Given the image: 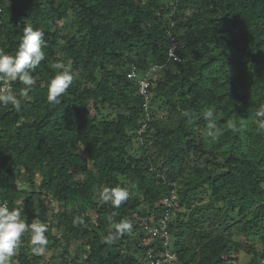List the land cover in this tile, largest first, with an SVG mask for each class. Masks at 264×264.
Returning a JSON list of instances; mask_svg holds the SVG:
<instances>
[{
	"label": "trees",
	"instance_id": "16d2710c",
	"mask_svg": "<svg viewBox=\"0 0 264 264\" xmlns=\"http://www.w3.org/2000/svg\"><path fill=\"white\" fill-rule=\"evenodd\" d=\"M25 24L44 32L45 60L21 110L0 107V197L47 223L51 256L25 233L11 264H140L152 246L143 223L164 215L172 189L179 264H239L242 252L262 264L264 0H0V48L14 54ZM57 60L72 62L74 80L50 103ZM134 65L139 76L154 68L148 108ZM117 185L132 190L127 202L99 201ZM109 217L131 232L107 241Z\"/></svg>",
	"mask_w": 264,
	"mask_h": 264
},
{
	"label": "clouds",
	"instance_id": "9594fccd",
	"mask_svg": "<svg viewBox=\"0 0 264 264\" xmlns=\"http://www.w3.org/2000/svg\"><path fill=\"white\" fill-rule=\"evenodd\" d=\"M44 32L31 24L23 26V34L14 54H8L0 48V107L11 106L16 111L22 108V101L27 98L35 84L33 72L45 60L43 46ZM55 75L47 85V99L50 103L59 102L58 98L67 92L74 80L72 62L69 60H57L52 65ZM19 81L24 87L16 93L11 83ZM217 115L215 109L207 108L203 111V119L207 122L209 129L208 136L218 134ZM257 115L264 117V105H261ZM229 127L235 125L228 121ZM258 127L264 129V119L258 122ZM132 190L126 185L115 187L103 186L97 193L102 203H111L113 208H119L132 196ZM76 224L85 223L83 217H77L73 221ZM109 222L112 229L105 238L107 241L117 239L132 230V222L129 219H122L117 223ZM48 225L39 219H34L28 224L21 217V209L9 208L7 202L0 203V264H11L12 258L16 255L20 246L21 238L25 233L30 234L29 243L36 255H44L47 251L49 239L46 233Z\"/></svg>",
	"mask_w": 264,
	"mask_h": 264
},
{
	"label": "built area",
	"instance_id": "2783aa9c",
	"mask_svg": "<svg viewBox=\"0 0 264 264\" xmlns=\"http://www.w3.org/2000/svg\"><path fill=\"white\" fill-rule=\"evenodd\" d=\"M179 42L175 33L170 32L168 41V53L169 57L173 61H179L180 56L178 54ZM154 68L149 69L144 76H139L138 67L134 65L128 76L133 79H138L140 87V93L144 97V106L148 108L149 101L151 99V93L149 87L152 85ZM13 89V82L11 83ZM142 131V130H141ZM140 131V132H141ZM176 185V183H174ZM171 195L164 197V203L167 206L164 215L160 216L153 223H143V232L146 234V244L152 245L146 250L142 263L140 264H179L177 261V255L174 252L172 245V237L170 234V220H171V207L174 205V200L177 197L176 190L172 189ZM7 202L0 197V203ZM9 206V203H8ZM262 264H264V257L262 258Z\"/></svg>",
	"mask_w": 264,
	"mask_h": 264
},
{
	"label": "rangeland",
	"instance_id": "374dc122",
	"mask_svg": "<svg viewBox=\"0 0 264 264\" xmlns=\"http://www.w3.org/2000/svg\"><path fill=\"white\" fill-rule=\"evenodd\" d=\"M46 207H47V215H51L52 208H49L48 205H46ZM243 241H245V243H247L246 239H243ZM50 256H51V253H48V254L44 255V257H46V258H49ZM239 258H240L239 264H248V261L250 260V256L247 253H245V252L240 253L239 254Z\"/></svg>",
	"mask_w": 264,
	"mask_h": 264
}]
</instances>
